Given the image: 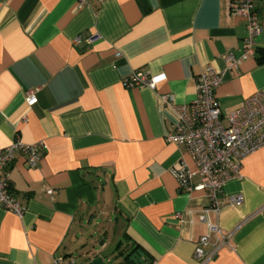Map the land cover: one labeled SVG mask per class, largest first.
Returning <instances> with one entry per match:
<instances>
[{
	"label": "crops",
	"instance_id": "1",
	"mask_svg": "<svg viewBox=\"0 0 264 264\" xmlns=\"http://www.w3.org/2000/svg\"><path fill=\"white\" fill-rule=\"evenodd\" d=\"M80 1L0 0V148L15 139L46 144L33 167L15 154L11 190L25 211L0 206V264H53L78 252L79 264L98 254L115 264V250L135 247L144 264H200L194 245L207 232L210 201L172 173L181 158L192 171L195 164L167 141L173 116L160 95L191 102L206 65L223 71L227 51L241 54L246 21L230 12L235 0H84L78 8ZM253 2L258 47L215 90L223 113L264 91V0ZM92 34L101 37L87 43ZM134 70L166 79L155 90L126 87ZM200 181L195 174L192 184ZM238 194L242 204L231 205ZM218 196L219 213L207 216L230 242L206 264H264V147L243 158L242 177ZM101 200L124 239L114 251L94 244L97 227L86 231ZM187 209L193 224L175 217Z\"/></svg>",
	"mask_w": 264,
	"mask_h": 264
},
{
	"label": "built area",
	"instance_id": "2",
	"mask_svg": "<svg viewBox=\"0 0 264 264\" xmlns=\"http://www.w3.org/2000/svg\"><path fill=\"white\" fill-rule=\"evenodd\" d=\"M85 3L81 0L78 8ZM230 12L246 21L242 52L236 56L227 51L225 70H216L206 65L200 73L196 84V97L189 103L179 104L174 96L161 94L160 102L173 116L172 129L166 139L186 148L195 164V171L190 170L185 158H181L172 168L181 187L188 190L203 189L210 204L203 209L204 222L207 232L200 236L194 245V257L200 264L211 261L218 251L229 245L230 237L225 235L218 224L208 219V213H219V193L226 182L233 178L242 177V160L247 155L264 147V91H257L240 105L223 113L215 100L214 92L223 82L227 71L237 69L243 61L253 56L257 50L256 37L262 31V23L253 0H235L230 2ZM100 35L92 34L86 37L87 43H94ZM81 40L73 39L74 43ZM166 79L165 73L147 75L139 70L132 71L125 79L126 87L142 86L152 90ZM36 88L26 93L27 105L37 102ZM46 148L44 141L31 144L22 143L15 139L9 145L0 148V206L22 217L24 207L11 190L10 169L16 152L27 156L29 166H36L41 152ZM197 174L201 181L192 184L193 176ZM49 194L53 189L48 188ZM243 202L242 195H234L230 204L239 206ZM264 209V205L263 208ZM175 217L181 222L193 224L195 219L192 210L176 212ZM53 264H79L75 258L59 256Z\"/></svg>",
	"mask_w": 264,
	"mask_h": 264
},
{
	"label": "rangeland",
	"instance_id": "3",
	"mask_svg": "<svg viewBox=\"0 0 264 264\" xmlns=\"http://www.w3.org/2000/svg\"><path fill=\"white\" fill-rule=\"evenodd\" d=\"M104 198V197H103ZM103 201L101 200L98 205H96L95 209H93V213H95V217L90 221L91 223L88 224L86 222V226L89 225V227H86V231L90 230V228L93 226V229L97 227V234L95 236L96 241H94L96 246H108L109 250L114 251V247L119 240H124L121 234V231H119L116 223V217L111 213V211L106 212L104 209L102 210ZM97 209H99L97 211ZM92 224V225H90ZM102 244V245H100ZM106 246V247H107ZM124 249V248H123ZM114 259L115 264H121L123 262V257L118 254V251H114ZM75 259L80 262L84 260L85 253L78 252L75 253ZM117 260V261H116Z\"/></svg>",
	"mask_w": 264,
	"mask_h": 264
},
{
	"label": "water",
	"instance_id": "4",
	"mask_svg": "<svg viewBox=\"0 0 264 264\" xmlns=\"http://www.w3.org/2000/svg\"><path fill=\"white\" fill-rule=\"evenodd\" d=\"M117 251H118V254L123 257V262H126V260H129L130 262H133L134 264H144L145 263L144 253L141 250H135L132 253H130L131 251H127L126 249H119ZM113 261H114L113 259L106 261L103 254H98V255L87 258L85 263L86 264H112Z\"/></svg>",
	"mask_w": 264,
	"mask_h": 264
},
{
	"label": "trees",
	"instance_id": "5",
	"mask_svg": "<svg viewBox=\"0 0 264 264\" xmlns=\"http://www.w3.org/2000/svg\"><path fill=\"white\" fill-rule=\"evenodd\" d=\"M118 245H117V249H118ZM137 248L135 247V248H133L132 250H129V251H131L130 253H132V252H134L135 250H136ZM119 250V249H118ZM127 250V249H126ZM128 251V250H127ZM128 259V258H127ZM126 262H130L129 260H126Z\"/></svg>",
	"mask_w": 264,
	"mask_h": 264
}]
</instances>
